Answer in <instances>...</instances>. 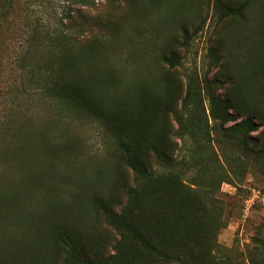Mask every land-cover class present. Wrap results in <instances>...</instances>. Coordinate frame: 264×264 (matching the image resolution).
Segmentation results:
<instances>
[{
  "label": "rangeland",
  "instance_id": "1",
  "mask_svg": "<svg viewBox=\"0 0 264 264\" xmlns=\"http://www.w3.org/2000/svg\"><path fill=\"white\" fill-rule=\"evenodd\" d=\"M120 2L98 8L111 36L103 44L92 38L81 49L94 44L99 64L112 67L100 70L101 81L89 83L88 91L100 99L105 95L122 100L106 102L101 112L94 104L92 115L72 112L67 119L50 94L39 92L36 66L21 62L33 28L46 25L53 6L61 3L0 0V179L7 186L0 200L12 204L0 205V264H63L61 232L82 242L89 255L114 252L118 235L93 200L102 196L116 209L118 202L125 203L119 185L133 184L118 138L131 130L140 132L147 144L145 164L152 171L156 167L149 148L154 142L169 156L181 157L176 124L162 109L179 107L188 80L200 87L210 83L200 92L209 128L215 124L209 116L211 94L228 98L227 113L233 118L224 131L214 129L220 123L216 121L203 148L211 154L205 175L211 177L223 167L228 179L218 184L211 177L214 193L206 198L198 185L205 175L191 179V172L172 194L177 206L196 218L195 251L188 259L196 264H264V154L259 149L264 144V94L259 82L245 85L246 79L231 77L235 66L249 69L250 57H264V41L253 49L264 33V0H128L126 11L118 9ZM173 53L177 61L171 68L163 58ZM116 72L119 81L112 78ZM220 106H214L218 113ZM102 114L105 119L100 120ZM245 118L258 126L250 134L254 141L249 147L243 145L240 129H229ZM105 145L110 156L103 151ZM75 153L78 157L66 164L68 155ZM94 157L105 165L96 184L78 180L72 204L55 199L70 194L65 185L76 172L81 178L87 175ZM38 175L53 183L59 195L31 194L21 186ZM17 196L22 201L18 205L13 204ZM157 198L166 201L164 193Z\"/></svg>",
  "mask_w": 264,
  "mask_h": 264
},
{
  "label": "trees",
  "instance_id": "2",
  "mask_svg": "<svg viewBox=\"0 0 264 264\" xmlns=\"http://www.w3.org/2000/svg\"><path fill=\"white\" fill-rule=\"evenodd\" d=\"M116 1L58 0L61 4L57 3L56 6H53L52 14L47 18L46 25L37 24L33 28L21 55V62L26 63L24 67L29 63V65L34 64L37 68V75L41 78L39 87H37L39 92L50 94L60 105L58 106L60 115L67 119L69 118L68 113L71 114L72 112L76 115L81 113L92 115L94 104L99 105L97 108L101 112L106 102L117 104L118 100H122L118 95L114 98L104 95L100 99L94 95V92L87 89H92L89 83L101 81L98 73L100 70L112 68L108 69L105 64H99L96 57L97 46L92 47L91 45L94 44L88 43L94 38L96 44L97 41L103 44L104 39L111 36V28L109 24L103 22L105 17H102L98 8L100 6H114ZM127 3L128 0H121L118 9L126 11ZM259 35V39H256L253 45L255 50L264 41V33ZM86 42L88 43L87 46H84L85 49H81ZM163 59L171 68L176 65L177 59L174 53L165 56ZM249 59L251 65L253 63L252 67L247 69L246 67L235 66L231 77L246 79L243 80L245 85L250 82H259L261 86L258 90H263L264 94V57L258 53L257 56ZM82 65L85 69L81 73ZM95 66L99 70L94 71ZM115 77L116 81L120 80L118 72L113 73L112 78ZM214 83L219 87L223 85V81L216 80ZM209 84L205 82L200 87V85L188 80L179 107L169 108L166 106L164 110L162 109L163 113L169 112L171 114L176 124L175 135L180 142L179 149L183 153L181 157L169 156L159 144L154 142L153 146L149 148L151 151L149 157L154 159L156 167L152 171L145 164L147 144L143 143L144 140L140 132L131 130L118 138V144L122 146L124 154L123 162L132 176L133 184L132 186L125 183L119 185V189L124 194L125 203L118 202L116 209L102 196H96L93 200L106 224L118 235L114 252L108 255H89L82 246V242L80 244L71 237L72 235L61 232V248L63 256H65L63 264H152L150 259L157 262L156 264H196L193 260L188 259V257L194 256L195 251L196 218L192 214L190 215L185 207L177 206L175 203L177 200L172 194L179 187L184 186L185 179L183 178L191 172H193V176H190L191 179L197 175L204 177L210 172L208 159L211 154L207 152V149L203 151L204 146L211 139L210 129L219 120V125L214 129L224 131L225 123L233 119L227 113L230 105L228 98L219 99L211 94L209 116L215 124L209 128L204 100L200 94L202 89L209 87ZM250 91L257 92L254 89ZM217 103L221 104L220 108L223 109L220 113H218L220 109L214 108ZM110 113L111 111L107 112V114ZM99 117L100 120L105 119V114ZM70 121L72 122L73 119L71 118ZM65 126L67 125L64 124ZM101 127L103 128V126ZM257 128L258 126L252 118H245L229 129L234 131L240 129L243 132L242 143L249 147V143L254 141L250 134ZM225 133H230V131ZM156 138L158 139V136ZM259 149L264 154V144ZM103 151L107 156L112 154V151H108V145L107 148L105 145ZM77 157L78 154L76 153L69 154L65 163L70 164ZM92 161L94 163L90 165L87 175L81 178V175L76 172L73 175V180L65 185L69 188L70 194L57 196L55 199H63L66 203L72 204L77 194L78 180L82 179L80 182L84 185L90 183L91 186H94L96 184L103 176L105 165L97 157H94ZM52 169L51 166L49 171ZM98 175L100 176L95 179ZM211 177L218 179V184L228 179L223 167L215 169ZM211 177L205 175L202 182L198 183L206 198H212L214 193L215 184L210 182ZM29 178L27 184L21 186L31 194L42 192L45 197H51L48 193L59 195V192L52 186L53 183H45L47 178L44 175L30 176ZM40 184H44V186ZM6 187L4 180L0 179V196ZM162 193L166 198L164 202L157 198ZM21 202L20 197L17 196L13 204L18 205ZM2 204L12 205L10 202L0 200V205ZM26 220L29 221V217Z\"/></svg>",
  "mask_w": 264,
  "mask_h": 264
}]
</instances>
